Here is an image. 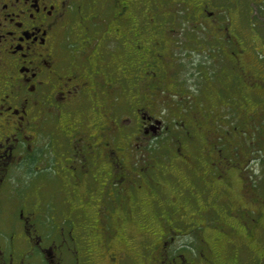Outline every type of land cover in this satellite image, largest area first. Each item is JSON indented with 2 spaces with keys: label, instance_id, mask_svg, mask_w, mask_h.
<instances>
[{
  "label": "flooded vegetation",
  "instance_id": "flooded-vegetation-1",
  "mask_svg": "<svg viewBox=\"0 0 264 264\" xmlns=\"http://www.w3.org/2000/svg\"><path fill=\"white\" fill-rule=\"evenodd\" d=\"M235 97L234 121L264 118V0H0V264H196L170 255L183 233L197 264H239L264 240V194L225 154L217 107ZM171 121L170 167H153ZM162 203L182 230L150 214Z\"/></svg>",
  "mask_w": 264,
  "mask_h": 264
},
{
  "label": "rangeland",
  "instance_id": "rangeland-1",
  "mask_svg": "<svg viewBox=\"0 0 264 264\" xmlns=\"http://www.w3.org/2000/svg\"><path fill=\"white\" fill-rule=\"evenodd\" d=\"M256 20H259L258 17H256ZM224 69H226L224 74L226 76L227 75L231 76V74H228V72L230 71L228 66H225ZM223 77L224 76H221V75L219 76L220 81L223 80ZM228 102H229L228 106L230 104H233L232 109L230 108V106L228 107V109H226V106L218 105L219 107H217V110L221 108L224 115L226 116L225 118V124H227L226 130L230 131L231 134H233V136H231L230 138V142L227 143V146L225 147V152H226L225 154L227 156L231 155L235 159H239L240 163H244L245 165H246L245 159H247V157L251 159L248 161L250 168L247 169L245 173L246 177H248V181L245 182V184H247L249 188L248 192H246L245 195L249 196V195H255V194H258V195L264 194V118H260V120L256 121L255 123L256 125H253L252 118L248 115L241 117L240 121H234V119H236L237 117L235 116L236 110L234 107L237 106L238 108L240 106V108H244L246 104L245 102L243 103L241 101L240 97H237V98L235 97V99L233 98V100L231 101L228 98ZM257 104L258 103L255 101L253 105H249L245 109V111L248 109L247 113H249L252 110L258 108L257 106H259V104L258 105ZM171 122L172 123L170 124L171 128L169 132L162 133V136L161 137L159 136L160 137L159 141H156L151 144L152 159H154L152 161L153 167L156 166L160 169L164 167H170V163L173 159L172 153H171V150L173 149L172 148L173 141L170 136L174 135V130L176 134V130L178 128V127L177 128L175 127L174 129L175 123L174 121H171ZM234 128H235V131L233 130ZM235 135L237 136V138L236 137L234 138ZM235 145H236V149L234 153H232V151L230 150H232V148ZM44 158H45V164L49 170V173L51 175L56 174L58 169L54 163L58 162V160L55 158L54 153H52L51 150L47 148L45 151ZM63 163H64L63 165H68L67 162H63ZM172 167H174V169H179L176 163ZM148 170L150 174V171H152L151 168ZM141 177L142 175H139L137 182L144 184L145 182L142 181ZM143 177L146 178L145 173L143 174ZM231 178H233L232 188H235V192L233 194L234 198L238 196H242L240 193L241 183L239 179L235 178V174L234 175L232 174ZM252 191H254L255 194L252 193ZM233 195H231V197H233ZM116 200L118 202L121 201V196L118 195ZM178 203L181 204V202H178ZM148 209H149L150 214L151 215L153 214L155 220H157V223L160 224V227H162V229L169 228V229H172L173 231L182 230V225L177 222L175 213L172 211L175 209V206L173 203L152 204V206L149 207ZM64 222L71 224L69 220L67 219ZM211 222H213V226L218 224V222H215L213 220ZM92 228L95 229L96 227L92 226ZM193 237L196 238L198 237V235L195 236L194 234H191L190 236L188 234L183 233L182 235H179L178 237H176L175 242L172 244L173 247H172V250L170 251V255L173 257H175V255L182 256V257L185 256L187 257V259L193 260L196 264L203 262L204 259H203L202 254L204 253V247L202 244H200V242H198V238L195 239ZM204 237L206 238L208 242L222 243L224 239L226 238V235L224 232L218 231V230L216 231L215 229L211 227L205 232ZM259 244L260 245L258 246L255 245L256 247H253L250 250L240 249V252L243 254L240 257L239 264H245V263L260 264L261 261L258 258L260 255L262 256L264 253V240H262ZM254 248L257 251H255ZM233 251H234L233 247L225 246L222 251L223 253L221 252V254H223L224 258L230 262L232 260L231 255H233V257L235 256ZM206 255H207V252H206ZM251 256L253 258H251ZM243 257L244 259H247L246 262H244ZM140 258H141V262H143V260L146 262H150L152 257L149 251H145L144 253H142Z\"/></svg>",
  "mask_w": 264,
  "mask_h": 264
}]
</instances>
